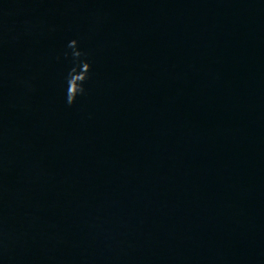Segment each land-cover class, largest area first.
<instances>
[{
    "label": "water",
    "instance_id": "water-1",
    "mask_svg": "<svg viewBox=\"0 0 264 264\" xmlns=\"http://www.w3.org/2000/svg\"><path fill=\"white\" fill-rule=\"evenodd\" d=\"M0 264H264V0H0Z\"/></svg>",
    "mask_w": 264,
    "mask_h": 264
},
{
    "label": "clouds",
    "instance_id": "clouds-1",
    "mask_svg": "<svg viewBox=\"0 0 264 264\" xmlns=\"http://www.w3.org/2000/svg\"><path fill=\"white\" fill-rule=\"evenodd\" d=\"M67 47L71 49V56L75 61L74 66L68 72L66 77V103L71 106L76 102L78 96L85 94L84 83L89 79V73L91 71V64L87 61V54L83 52L78 45L76 39L71 40ZM67 56L68 53L66 52Z\"/></svg>",
    "mask_w": 264,
    "mask_h": 264
}]
</instances>
